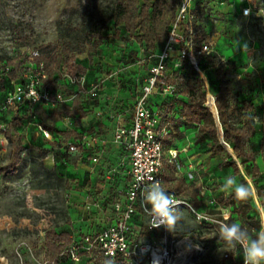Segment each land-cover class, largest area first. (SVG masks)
<instances>
[{
  "label": "rangeland",
  "instance_id": "374dc122",
  "mask_svg": "<svg viewBox=\"0 0 264 264\" xmlns=\"http://www.w3.org/2000/svg\"><path fill=\"white\" fill-rule=\"evenodd\" d=\"M119 1L0 0V76L12 68L19 74L18 79L6 83V90H23L26 78L36 77L34 51L42 54L56 50L46 68L48 82H44L54 102L32 104L24 97L0 117L9 125L8 132L0 134V164L13 160L16 143L10 135L22 145L15 171L0 175V264H54L47 255L50 232H68L72 243L74 240L80 246L78 263L63 253L58 264H113L100 255L92 257L84 249L85 235L94 230L79 222L77 213L83 193L93 184L90 162L80 154L86 147L81 146L75 155L67 151L66 142L84 135L109 140L113 130L131 116L133 94L140 92L148 66L155 59L151 54L156 46L148 45L142 52L139 29L132 33L110 23L101 45L91 38L95 23ZM214 1L194 2L198 19L194 32L212 48L201 58L204 95L198 102L207 106L211 97L215 103L220 91L228 93L231 104L240 108L234 121L249 119L255 128L247 148L254 151L259 166L254 176L264 183V0L254 1L255 12L248 17L239 14L243 0H229L227 5ZM176 4L177 0H170L168 18H174ZM183 65L188 72L190 62L185 60ZM173 77L180 83L178 71ZM77 94L84 96L81 107L86 110L79 124L78 115L70 113L76 107ZM214 112L218 120L216 108ZM201 121L200 115L197 124L177 121L180 129L165 146L166 156L171 147L178 154L173 163L168 162L171 175L167 180L195 208L218 219L229 210L231 217L225 222L240 223L254 235L264 213L254 180L236 155L233 157L241 173L221 167L222 157L211 154L206 141L196 140ZM218 127L222 135V127ZM107 144V154L112 158V147ZM108 163L113 165L111 159ZM115 168L112 177L116 176ZM230 176L237 183L252 186L254 195L249 201L241 203L220 190ZM121 185L118 181L117 192L122 190ZM180 212L183 218L170 232L175 239L190 237L187 242L191 246L199 245V250L192 247V264H242L239 249H228L219 239L218 225L198 222L188 208ZM141 219L136 231L144 236L148 234L145 216Z\"/></svg>",
  "mask_w": 264,
  "mask_h": 264
},
{
  "label": "built area",
  "instance_id": "2783aa9c",
  "mask_svg": "<svg viewBox=\"0 0 264 264\" xmlns=\"http://www.w3.org/2000/svg\"><path fill=\"white\" fill-rule=\"evenodd\" d=\"M194 1L177 0L174 18L168 27L161 48L151 54V57L155 59L149 64L141 90L135 97L132 122L130 125H118L113 133V143L122 149L123 158L129 164L126 170L128 181L125 189L113 200L112 212L106 216L105 224L93 234L85 235L84 249L92 257L100 255L113 264H150L153 255L158 254L162 257V264H192L191 254L194 249L182 255V248L179 246L187 242L185 238L175 239L164 227H151L150 217L141 207L143 199L141 192L148 181L139 186L136 185V175L141 172L152 175L175 198L185 201L188 207L181 204L178 211L182 208H188L190 211L195 209V213L193 211L192 213L198 222L212 223L213 220L225 222V214L228 215V219L231 217V212L228 210L223 212L222 219L215 218L213 214L195 208L178 192L165 187V140L174 126L172 122L162 123L161 115L151 102V97L157 93L171 99L178 97L179 84L173 75L175 71L184 69L185 60L203 75L199 59L210 53L212 48L207 40L199 42L195 40L194 25L198 19L193 7ZM244 1L246 3L241 8L242 15H253L255 0ZM245 9H251V13L245 15ZM39 55L38 51L32 54V57L36 59V77L28 80L26 78L23 90L17 87L9 89L4 95L0 94V117L4 112L15 107L17 101H21L24 97H27L32 104L54 102L50 89L43 81L47 78L46 66L43 60H37ZM24 75L28 77L29 73L26 72ZM38 95L40 99L33 101ZM8 130V123L0 118V134H6ZM42 131L50 137L48 130L42 129ZM90 145L91 139H86L82 142H69L67 147L70 152H76L79 147ZM92 160L98 162L99 157L95 155ZM87 205L90 207L89 204ZM144 216L148 234L140 236L137 234L136 226ZM65 252L74 262L80 261V246L76 242L71 243ZM225 255L228 257L227 253ZM182 258L185 260L184 263H181Z\"/></svg>",
  "mask_w": 264,
  "mask_h": 264
},
{
  "label": "trees",
  "instance_id": "16d2710c",
  "mask_svg": "<svg viewBox=\"0 0 264 264\" xmlns=\"http://www.w3.org/2000/svg\"><path fill=\"white\" fill-rule=\"evenodd\" d=\"M169 12L170 0H144L143 4H140V0H121L111 12L106 13L95 23L90 36L96 40V45L99 46L104 39L103 32L110 23L118 28L124 27L127 31L132 33H134L136 29H139V42H141L140 44L143 45L144 49H147L148 45L155 46V44L162 41L166 35L167 26L172 19V17H167ZM202 39L203 37L201 35H195L196 42ZM55 51L56 50L42 52V54L37 56V60H43L47 68L49 62L56 56ZM203 56L201 58H203ZM201 58L199 59V66L204 71L205 69L201 63ZM183 68L185 69L186 67L183 66ZM83 70L84 68L81 67V73ZM182 70H178L180 77V83L178 82L179 92L189 95L194 102L193 105L184 103L182 111L191 121L195 120L198 115H200L203 121L198 128L196 140L206 141L210 153L222 157L220 162L221 167H232L235 173H241L236 159L224 148L217 135L218 128L213 112L209 107L198 102V98L204 95L203 77L193 65H191L188 72H182ZM5 73L6 74L3 73L2 76H0V92H2L1 90L3 89L6 90L5 86L7 82L14 81L19 77L16 68H12ZM43 81L48 82V78H45ZM75 101L76 107L70 112L71 115H76L78 113L82 116L85 115V111L81 108V103L85 101L84 96L82 94H77ZM215 106L218 109L219 120L222 126L218 120L217 122L220 127H223V138L231 146L236 157L241 160L246 171L252 176L256 185L257 196L261 205L264 207V183L254 176L255 173H258L259 166L255 162L254 151L247 148V144L251 142L255 134V128L249 119H246L242 123L234 121V118L238 115V109L240 108L231 104L229 95L225 90L219 92L215 100ZM215 106L213 107L215 108ZM10 138L12 143H16L14 146V157L10 163L4 165L0 164V175L8 171H15V165L18 164L20 160L22 145L17 140L15 141L13 136L10 135ZM238 201L241 202V200ZM254 210L259 211L258 207H255ZM237 211H239V208ZM50 235L47 245V255L54 264H58L61 254L65 253L68 256L65 250L72 243V239L68 232H50ZM100 257L110 262L107 258L103 256Z\"/></svg>",
  "mask_w": 264,
  "mask_h": 264
},
{
  "label": "crops",
  "instance_id": "0c3cea01",
  "mask_svg": "<svg viewBox=\"0 0 264 264\" xmlns=\"http://www.w3.org/2000/svg\"><path fill=\"white\" fill-rule=\"evenodd\" d=\"M222 1L223 2H221V0H215L214 4L227 5L229 0H222ZM194 2H193V7H194ZM242 6H241V8H242ZM241 8H240L239 14L241 16H243L241 13ZM243 17H248V16H243ZM169 25L167 26V30H168ZM164 38H165V36H164ZM164 38H163V40H164ZM163 40L158 42L157 44H155L156 52L159 51V49L161 48V44H162ZM202 40H205V39H202ZM143 51H144V48H143L142 52ZM185 71H186V68L182 70V72H185ZM201 76L203 77V75H201ZM6 91H8V90H4L3 92H0V94L4 95L6 93ZM138 93L139 92L137 91L136 93L134 92V94H133L132 110H133V103H134L135 97ZM156 98H157V101H156ZM188 99H190V101ZM151 102L154 104L155 108L159 111V113L161 115L162 123L166 124L167 122H172L173 126H174L173 130L171 129L169 135L166 137L165 146H166V142L169 141V139L172 138L173 135L177 134L179 129H180L177 121H179L180 124H184L185 122H192L194 124H197L196 121H198V117L195 120L191 121L187 118L186 115H184V113L182 111V107H183L184 103H186L188 105L194 104V102L191 100L189 95L179 93L178 97H176L175 99H171L169 97H166V96H163L162 94L157 93L151 97ZM209 104L211 106L213 105L212 102H210ZM166 105H169L170 107H169V109L164 110V107H166ZM81 108L85 111V115H86L85 107H81ZM132 114H133V111H132ZM132 114L127 121L121 123L120 125H130L132 122ZM214 114H215V112H214ZM76 115H78L76 122H78L77 124H79L80 119L82 117H84L85 115L82 116V115H79V113ZM76 115H74V116H76ZM215 121H216V117H215ZM202 122L203 121H201L199 123V126L202 124ZM216 124H217V121H216ZM199 126H198V128H199ZM221 126H222V124H221ZM217 128L219 131L218 125H217ZM114 131H115V129L111 133V136L109 135L111 137L109 140H105L104 138H102L100 136L96 137V136H92V135H84L82 137L81 136L78 137L77 139H75V138L69 139L66 142V146H67V144L69 142H82L83 140L91 139V145L90 146H84V147H86L85 150L80 151L81 147H79L78 151L70 152L68 150V147H67V151L69 153L75 154V155L79 154V151H80V154H82L83 157L88 159L90 162L88 170L90 172V177H91V180L93 181V184H92L91 188H87L85 190V192L83 193V196L81 197V199L79 201L81 203V206H79V211H78L77 215H78L79 222L85 223V225L87 226V229H92V230H94V232L98 231L101 228V226H103L105 224L106 216L108 214H111V212H112L113 200L125 189L127 181H128V178L126 176V170L129 166V164L123 158L124 155H123L122 149L118 145L113 143V141H112ZM222 131H223V127H222ZM217 135H218V132H217ZM49 138H52L51 134H50ZM107 143H110V145L112 147V149H111L112 153H113L112 158H109V156L107 154V152H108V147H107L108 144ZM168 145L170 147L173 144H168ZM88 148L91 150V152H92L91 154H90V151ZM175 150H176V156L173 157L171 152L175 151ZM169 152H170V154H167V156H166V159H168V161L166 160L167 163L165 162V187L167 189L174 190V191L178 192L177 190L174 189V186H171L170 180H169V182L167 180L168 175L169 176L171 175L170 164H168V162L173 163L174 158H176L178 155L177 149L171 147L169 149ZM165 153H166V151H165ZM95 155H97L99 157L98 162H94L92 160L93 156H95ZM110 159L113 161V165H109L108 161ZM166 165H167V167H166ZM112 167L113 168L116 167L115 168L116 169V172H115L116 176L115 177H112V176H114V172L112 171V169H113ZM110 171H111V173H110ZM109 173H110V175H109ZM118 181L120 182V184H122L121 185L122 190L121 191L119 190V192L116 191V189L118 187ZM87 204H89L90 207H88ZM137 225H138V223H137ZM136 228H137V226H136ZM73 242H74V240H73Z\"/></svg>",
  "mask_w": 264,
  "mask_h": 264
},
{
  "label": "clouds",
  "instance_id": "9594fccd",
  "mask_svg": "<svg viewBox=\"0 0 264 264\" xmlns=\"http://www.w3.org/2000/svg\"><path fill=\"white\" fill-rule=\"evenodd\" d=\"M250 13L251 9H245V15ZM39 99L38 95L33 101H38ZM171 154L173 156L176 155L175 151H172ZM145 181H148V183L141 192L143 197L141 207L144 213L150 217L151 227H164L168 231H174L178 221L183 218V213L178 211L179 205L185 204L186 207L188 205L185 201L175 198L152 175L143 172L136 175L137 186ZM220 190L232 194L235 199L241 201H247L254 195L251 185L237 183L235 177L231 176L225 179ZM192 211L195 213V209H192ZM224 219H228L227 214H225ZM212 223L218 225L219 239L224 242L226 248L231 250L239 249L243 264H264V213L261 214L260 228L255 231L254 235L250 234L247 228L240 223H226L221 220H213ZM186 239L190 240V237ZM179 246L185 252L191 251L192 247L199 250L198 244L190 246L189 243L184 242ZM150 264H162V257L154 254Z\"/></svg>",
  "mask_w": 264,
  "mask_h": 264
},
{
  "label": "water",
  "instance_id": "95a60500",
  "mask_svg": "<svg viewBox=\"0 0 264 264\" xmlns=\"http://www.w3.org/2000/svg\"><path fill=\"white\" fill-rule=\"evenodd\" d=\"M209 94H208V96H207V98H209ZM208 107L211 109V111L213 112V114H214V111H213V109L208 105ZM216 108V110H217V118H218V121L220 122V120H219V112H218V109H217V107H215ZM214 116H215V114H214ZM216 117V116H215ZM216 121H217V119H216ZM221 124V123H220ZM217 125H218V122H217ZM223 134H224V132L222 131V135H220V133H219V131H218V136H219V138H220V140H221V142H222V144H223V146H224V148L226 149V150H228L232 155H235L234 154V152H233V150H232V148H231V146L224 140V138H223Z\"/></svg>",
  "mask_w": 264,
  "mask_h": 264
},
{
  "label": "bare ground",
  "instance_id": "6f19581e",
  "mask_svg": "<svg viewBox=\"0 0 264 264\" xmlns=\"http://www.w3.org/2000/svg\"><path fill=\"white\" fill-rule=\"evenodd\" d=\"M211 99H212V103H213V105L215 106V103H214V99H213V97H211ZM208 105L213 109V111H214V108H213V106H211L209 103H208ZM186 252L182 249V255H184ZM184 257V256H183ZM184 259L182 258V261H181V263H184Z\"/></svg>",
  "mask_w": 264,
  "mask_h": 264
}]
</instances>
